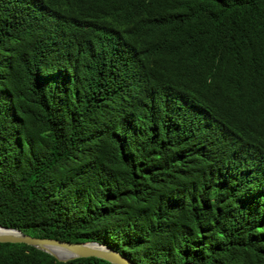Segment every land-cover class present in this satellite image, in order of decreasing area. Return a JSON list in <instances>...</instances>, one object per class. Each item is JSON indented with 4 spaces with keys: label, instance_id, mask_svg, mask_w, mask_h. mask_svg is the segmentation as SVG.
<instances>
[{
    "label": "trees",
    "instance_id": "trees-1",
    "mask_svg": "<svg viewBox=\"0 0 264 264\" xmlns=\"http://www.w3.org/2000/svg\"><path fill=\"white\" fill-rule=\"evenodd\" d=\"M0 225L264 264V0H0Z\"/></svg>",
    "mask_w": 264,
    "mask_h": 264
},
{
    "label": "water",
    "instance_id": "water-1",
    "mask_svg": "<svg viewBox=\"0 0 264 264\" xmlns=\"http://www.w3.org/2000/svg\"><path fill=\"white\" fill-rule=\"evenodd\" d=\"M0 243L25 244L54 257L59 262L79 258H97L110 264H134L118 251L98 242L69 243L60 240L38 238L18 229L0 225Z\"/></svg>",
    "mask_w": 264,
    "mask_h": 264
}]
</instances>
